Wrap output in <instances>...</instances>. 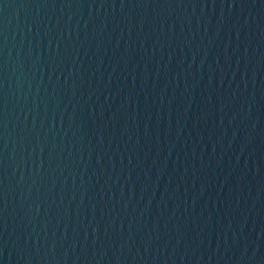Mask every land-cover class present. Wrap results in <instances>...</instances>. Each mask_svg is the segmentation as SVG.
<instances>
[{
	"label": "water",
	"instance_id": "95a60500",
	"mask_svg": "<svg viewBox=\"0 0 264 264\" xmlns=\"http://www.w3.org/2000/svg\"><path fill=\"white\" fill-rule=\"evenodd\" d=\"M0 264H264V0H0Z\"/></svg>",
	"mask_w": 264,
	"mask_h": 264
}]
</instances>
